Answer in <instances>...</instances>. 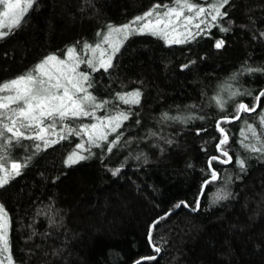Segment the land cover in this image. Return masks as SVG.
I'll return each mask as SVG.
<instances>
[{"label": "trees", "instance_id": "1", "mask_svg": "<svg viewBox=\"0 0 264 264\" xmlns=\"http://www.w3.org/2000/svg\"><path fill=\"white\" fill-rule=\"evenodd\" d=\"M149 1L39 0L22 26L0 40V80L27 70L50 50L92 37L104 22L120 20ZM184 15L193 13L185 10ZM228 16L233 25L221 50L207 42L204 50L190 53L172 47L178 44L173 40L166 47L143 37L120 45L109 75L143 93L133 140L120 154L66 168L68 149L55 134L46 135L58 140L48 146L35 139H22L7 151L0 146L8 158V171H0V177L10 174L0 186V209L9 216L0 211L7 241L5 246L0 240L1 264H10L11 256L22 264H109L106 249L112 248L114 257L130 254L137 237L149 234L160 250L155 258L145 245L123 264H264V162L251 166L234 185L232 199L209 215L201 214L202 208L196 213L183 208L197 206L200 181L212 178L208 128L222 118L210 107L212 83L235 65L264 72V0H233ZM197 22L187 23L182 43L206 36L211 26L197 29ZM241 81L247 91L264 92V74ZM181 110L193 119L171 121ZM62 134L72 136L67 129ZM123 158L132 167L113 176L107 166ZM142 158L151 162L142 165ZM13 162L22 165L19 175L11 169Z\"/></svg>", "mask_w": 264, "mask_h": 264}, {"label": "rangeland", "instance_id": "2", "mask_svg": "<svg viewBox=\"0 0 264 264\" xmlns=\"http://www.w3.org/2000/svg\"><path fill=\"white\" fill-rule=\"evenodd\" d=\"M38 1L39 0H35L34 4H37ZM190 2L197 3L198 6L204 7L206 11L209 12L211 10L210 3L215 4L217 3V0H190ZM232 2L233 0H228V3L225 4L220 9V11L222 13H226V15H223L222 17H218L215 22L211 20L207 21L209 27L210 26L211 27L209 28L210 30L208 29L209 31L206 34V36H199L191 40L187 39L185 42L183 43L181 42L180 44L178 43L172 47L179 48L180 50H185L191 53V52H194L196 49H198V51L204 50L208 42L213 45L214 49L221 50L226 43L225 39L227 37V33L229 32V28L233 25V21L228 16L229 6ZM156 5H167L169 8L177 7V5L175 4V0L149 1L143 4L142 7L138 8L137 10L135 9L131 11L128 16L120 20L116 19L114 21L104 22L95 31L92 37L88 39H82L74 43H70L64 49L60 51L50 50L45 55V57L49 55H55L60 58H66L65 53L69 47H75L77 48V50H80L83 48V45L85 42L91 45H95L97 42H102V36H98L97 34L98 33L106 34L109 31V25L113 27H121L125 24H130L138 16H144L146 12H149V11L160 12V11L165 10L163 8H155ZM0 8H2V6H0ZM30 9L31 8H29V10ZM27 12L24 14V17L21 23L19 24V26L13 27L10 32L7 27L0 29V31L8 32V34L0 38V40L4 39L6 36H9L12 31L17 30L18 28L22 26L27 16ZM211 14L214 15L215 13L212 12ZM154 19H155V16L147 17L146 20H142L138 22L136 25H133V27H139L141 24L146 23L147 20H154ZM177 23L178 25H184V26L177 27L176 31H172L171 30L172 26H169V28L166 30L168 32L167 37H165L163 33H160L158 35L151 34L153 30L158 31L159 28L163 27L162 25H160V26H155V29H153V27L150 26V28L144 30L143 34H140V33L132 34L128 37L127 40H123L122 37H119V39L122 40V43H126L130 40H133L134 38L143 37V38L157 40L161 42L164 46L170 47L172 40L181 41L185 39V36L187 35V31H188L187 23L188 22L184 21L183 18H181V21ZM222 27L228 30L221 31ZM114 39H117L115 35H114ZM217 41H223V45L220 48L216 47ZM102 46L103 48L107 49L108 54L112 53V49L109 47L108 44H102ZM119 52L120 50L116 51L114 55L112 56V60H111L112 66L109 67L107 71H105L103 68H99L98 71L92 72L91 69L87 68L86 65H83V64L81 65V70L89 72L91 76L92 86L88 89V91L93 96H95L97 102L107 101L108 103H106L102 108L97 109L95 111V116L97 117V119H80L78 124H81V123L97 124L98 127L94 131L100 134L107 132V139L98 141V143L100 144L99 147L90 146L88 143L87 136L73 134L72 136H67L64 139H61L60 143L63 144L68 149L65 154V161H67L68 157L72 155V153L74 152L77 153L78 155L87 157V159L78 160L76 163H73V164H65L64 166L66 168L74 167L79 162L81 163L84 161L88 162L93 159H97L99 161L104 162L112 155L116 156L120 154L121 152H123L126 144L131 142V139L133 140L132 136L135 133L134 132L135 130L132 127L137 121H139L138 109L140 108L141 103H142L143 93L139 86L129 87V86L121 85V83L117 79L111 78V76L109 75L114 65V59L117 57ZM97 55H99V53H97ZM42 60H40L39 62H41ZM39 62H37L36 64H38ZM36 64L31 66L27 70L21 71L20 73L16 74L13 77L1 79L0 84L11 81L31 71L35 67ZM253 74L260 76V75H263L264 72H262L260 69H254L253 71H250V72L246 70L245 72V69L242 68L240 65H235L231 70L224 72L222 75L217 77L216 80L212 83V87L208 93L209 94L208 98L210 99V104H211L210 107L212 108L214 107L215 109H217L222 114L221 115L222 118L225 116L232 117L235 114L236 105L239 102H243L249 107L253 105H257V104L258 106L256 107L255 112H242L241 119L232 120V122H225L222 120V118L221 120L219 119L220 120L219 126L220 128L224 129L223 135L221 134L220 130L216 128L217 121L214 123L212 127L208 128V131L210 134L208 137H213V138H210L211 150L208 153V156L211 158L215 156V157H219L220 159H224V160H227L229 157H231V161L226 164H222L218 160L211 161V168L208 173L209 175L212 176V171L215 170L217 173V178L215 180L211 178L208 181H205L202 178L199 184V188H201V185H202V189L200 190V193H198L199 191L197 192L199 195L196 196V198L198 199V202H197L198 206L195 207L196 205L195 204L194 208L190 210L188 209L189 208L188 205L185 206L183 205L184 203H181L185 211H188L190 213H196L202 208L200 210L201 214L209 215L212 210H214L217 207H220L221 205L226 204L230 199H232L234 185L238 183L239 181H242V179L246 177L248 173V169L251 166L253 165L255 166L258 163L264 162V152H261L259 150L251 151L248 148L244 147V145H255L257 149L264 147V126L261 125V114L264 113V97H260L259 102H257L255 97L258 96L261 93V91L260 92L256 90L247 91L245 88V85H242V81H241L245 77L253 76ZM107 75H109L110 78L109 77L105 78V83L100 85V83L102 82V80L100 79H103V77H106ZM236 86H241V88L239 87L237 88ZM101 87H104V89ZM104 90L106 91V94H107L106 96L101 93V91H104ZM132 92H139L140 95L138 97V101H139L138 103H127L126 104L120 99V97L124 96L126 93H132ZM233 92H239L241 94L237 96H231V93ZM216 97H219L221 100L224 101L223 108H221L220 105L217 104L216 99H214ZM126 98L134 99V98H129V97H126ZM181 111H180L181 113L178 112L177 115L172 114L173 120L171 119V121L176 122V123H184V122H187V117H189L190 120L193 119L192 116L189 114V112L187 113L184 110H181ZM120 112H124L125 114H127L128 118L126 120L120 119L118 121H113L111 123L105 119L103 121L104 127L103 128L100 127L101 120L99 118L108 117V116H116ZM116 123H119V127H116L115 130L113 131L112 128L115 126ZM248 124L253 125V127L256 129L258 138L253 137L252 133L248 131L247 129ZM172 128L176 130V128L174 127ZM182 128L184 127L182 126L178 129L182 130ZM195 133L197 134V132ZM159 134L161 133L155 134V136L160 137ZM225 135L228 138L227 143H225L224 145H221V147L228 152V156H221L220 151L217 149V145L219 144V139L220 140L224 139ZM245 136H247V139H245ZM164 140L167 142L169 141L168 139H164ZM78 144H83L84 149H87V150H82L80 148H77ZM237 160L244 161L243 168H241L239 164L236 163ZM150 162L151 160L147 161L142 158L140 164L143 163L146 165L147 163H150ZM127 163H129L128 159L123 158L119 161V163L116 166L108 165L107 168L109 172L112 173V175L115 170L119 169V171L116 172L115 175H113V176H117L127 166L132 167L131 163H129L130 165H127ZM205 189H206V192H205ZM202 195H204L203 203L200 204ZM218 195L224 198L217 199ZM178 209L179 207H176L174 212H176ZM2 210L5 213V215L9 217L8 211L4 207L2 208ZM8 219H9L8 220V227H9L8 230H9V237H10L9 239L12 240L14 223L12 221L13 220L12 217ZM21 226H24V224L21 223ZM0 235L4 236L3 222L1 218H0ZM29 239L30 238L28 237L25 238V243L28 244V242L30 241ZM128 239L132 241L131 238H128ZM137 241H138L137 244L131 245L130 247L132 250V253L130 252V254L123 255L120 257L113 256L115 255V253L112 248L106 249V252H105L106 260L109 262V264H123L131 256L140 253L143 250L145 245L148 246L150 253L153 254V259H154L155 258L154 251H156L158 244L153 242L152 237L150 235L148 237L147 236L137 237ZM8 262L10 264H22L20 261L16 260L14 256L13 257L11 256V260H8Z\"/></svg>", "mask_w": 264, "mask_h": 264}, {"label": "snow or ice", "instance_id": "3", "mask_svg": "<svg viewBox=\"0 0 264 264\" xmlns=\"http://www.w3.org/2000/svg\"><path fill=\"white\" fill-rule=\"evenodd\" d=\"M35 0H0V29L7 27L9 32L13 27L19 26L24 14L31 8ZM228 3V0H217V3H210V11L206 12V9L202 6H198L197 3L190 2V0H175L177 7L169 8L167 5H156L155 8H163L164 11L153 12L149 11L144 16H138L130 24H125L121 27H113L109 25V31L106 34L98 33V36H102V42H97L95 45L84 43L83 48L77 50L75 47H69L65 53L66 58H60L55 55H49L45 57L41 62L35 65V67L11 80L0 84V146H3L5 151L9 145L14 146L22 139L27 140H40L43 141L45 146L58 142V140L46 139L47 136L53 134L57 135L58 139H64L62 134L67 129L68 135H82L88 137V143L90 146L99 147L98 141L107 139V132L103 134L97 133L94 130L97 129L95 123H81L79 125H67L64 122L68 120H80V119H97L95 111L102 108L107 101L97 102L95 96H93L88 89L91 85V76L89 72L81 70V65H86L92 72L98 71L99 68H103L105 71L112 66V56L119 50V46L122 40H127L132 34H143L145 29L162 25L159 30H153L151 34L158 35L163 33L167 37L166 31L169 26H172L171 30L176 31L177 27L184 25H178L177 22L187 21L192 24L193 20L198 19L195 23V27L200 29V25L204 24L205 28L209 27L206 23V17L210 16L211 21L215 22L218 17L226 15L222 13L220 9ZM185 10L193 15H184ZM215 14L212 15L211 13ZM201 14H205L202 18ZM155 16L154 20H147L146 23L141 24L139 27H133L138 22L146 20L147 17ZM226 28H221V31H227ZM8 32L0 31V38L7 35ZM117 37V39H114ZM192 35L191 32L188 33ZM179 43L181 41H173ZM102 44H108L112 49V53L108 54L107 49L103 48ZM223 45V41H217L216 47L220 48ZM83 53V54H81ZM99 53V55H97ZM187 67V65H185ZM254 69H248L253 71ZM239 92L231 93V96L240 95ZM139 92L126 93L121 96L120 99L124 103H138ZM134 98V99H127ZM260 97H264V92H261L255 97L259 102ZM218 105L223 108L224 101L219 97L214 98ZM257 105L249 107L243 102H239L236 105L235 114L232 117H223L225 122H232V120L241 119L242 112H255ZM127 114L124 112L118 113L116 116L101 117L100 127H104L103 121L106 119L110 123L118 121L120 119L126 120ZM261 125L264 126V113L261 114ZM116 127H119V123H116L112 128L114 131ZM217 127L221 134H224V129L220 128L219 122ZM247 129L252 133L253 137H257L256 129L253 125L248 124ZM258 138V137H257ZM227 136L220 140L217 145L221 156H228V152L221 147L227 143ZM247 139V136H245ZM111 143V142H110ZM251 151L264 152V147L257 149L255 145H244ZM36 148H40V144L36 145ZM77 148L84 149L83 144H78ZM110 150V149H109ZM75 157V159H74ZM7 156L0 153V171L7 172ZM87 159V157L72 153L68 157L66 164L76 163L78 160ZM218 160L222 164L229 163L231 157L227 160L220 159L219 157H212L209 160V167L211 168V161ZM237 164L241 168L244 167V161L237 160ZM20 163L13 162L11 169L15 175L20 174ZM119 169L113 172V175L118 172ZM9 175L0 177V186L8 183ZM217 178L215 170L212 171V179ZM224 197L217 196V199ZM187 206V205H185ZM198 206V205H197ZM179 207V205H177ZM0 211H3L0 209ZM150 235V234H149ZM0 240H3L5 246L7 241L3 235H0ZM158 252L159 249L157 248ZM151 259V258H150Z\"/></svg>", "mask_w": 264, "mask_h": 264}]
</instances>
